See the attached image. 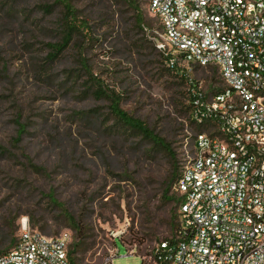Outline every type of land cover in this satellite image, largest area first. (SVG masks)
I'll list each match as a JSON object with an SVG mask.
<instances>
[{
    "label": "rangeland",
    "instance_id": "374dc122",
    "mask_svg": "<svg viewBox=\"0 0 264 264\" xmlns=\"http://www.w3.org/2000/svg\"><path fill=\"white\" fill-rule=\"evenodd\" d=\"M137 1L144 33L128 0H69L87 29L48 61L47 44L63 35L62 4L0 0V253L22 218L48 237L70 232L72 242L67 211L89 228L91 248L80 264H105L115 239L113 264H141L140 255L178 226V201L164 199L166 189L179 197L173 160L140 135L123 134L110 100L83 94L98 83L119 94L120 107L184 159L186 139L198 131L188 88L164 70L159 51L134 44L154 39L159 27L149 0ZM211 74L195 77L206 87Z\"/></svg>",
    "mask_w": 264,
    "mask_h": 264
},
{
    "label": "built area",
    "instance_id": "2783aa9c",
    "mask_svg": "<svg viewBox=\"0 0 264 264\" xmlns=\"http://www.w3.org/2000/svg\"><path fill=\"white\" fill-rule=\"evenodd\" d=\"M148 9L157 51L186 79L200 130L179 161L175 234L141 264H264V0H149ZM203 69L217 72L211 89L195 77ZM70 242V232L48 237L22 218L0 264H73ZM117 252L115 243L105 264Z\"/></svg>",
    "mask_w": 264,
    "mask_h": 264
},
{
    "label": "trees",
    "instance_id": "16d2710c",
    "mask_svg": "<svg viewBox=\"0 0 264 264\" xmlns=\"http://www.w3.org/2000/svg\"><path fill=\"white\" fill-rule=\"evenodd\" d=\"M62 4V7L64 9L63 13V18H62V38L61 41L58 43H49L47 46L50 48L49 56H48V61H53L55 58H57L65 49L67 46L70 45L72 42L74 36L77 33H82V30L87 29V23L85 21H81L78 19L77 15V10L73 7L71 2L69 0H58ZM130 5L133 8V11L135 13V28H138L140 32H145L146 28V21L145 18L143 17L142 11L140 10V5L137 0H128ZM150 25V24H148ZM144 38V39H143ZM139 38L138 41H135V45L139 48L143 47V44H150L151 48L154 51H157L156 45H155V40L154 39H149L147 37ZM160 54V53H159ZM161 56V54H160ZM163 58V57H162ZM164 60V59H163ZM164 70L168 73H172L174 77L177 76V78L180 79V82L182 85L188 86V83L186 79L183 76H179L176 73H173L169 68L164 67ZM211 80H210V89L211 85L218 83V75L216 70L211 69ZM96 82V81H95ZM101 83L94 84L89 86L87 91H84L83 94H87L89 92H92L98 99L106 98L110 100V109L111 113L115 116L118 122V126L120 131L123 134L129 133L132 136H137L140 135L144 140L152 144L154 147L158 148L159 150H164L170 158L173 160V165H174V180L172 181V184L176 182L178 178V174L180 171V164L177 161V154L172 148L171 144L168 143L164 138H162L159 134H157L150 126H148L145 122L140 120L139 118H135L131 115H129L125 110H123L120 107V101L121 97L119 94L115 93L114 91H111V93H107V91L100 86ZM217 90L213 89V93H215ZM82 94V93H81ZM188 95V92H187ZM191 98L188 95V107L187 111H191ZM95 110H91L90 112H94ZM197 130H200L197 128ZM165 200H176L178 201V204H180V197H173V195H169V189L165 190ZM66 216V222L69 221L72 223L71 229L74 231L73 235V241L69 244V256L71 259V262L73 264H80L83 260L84 254L91 248V245L87 242L88 235L87 232L89 231V228L87 225L84 223L83 219L80 217L74 216L71 213H68L67 211L65 212ZM31 222H33V225L35 224L34 221V216L31 218ZM177 227L173 230L172 234H175ZM43 230V228H42ZM15 230H12L6 237L10 239V244L6 252L12 249L10 247L13 243L15 244L16 242V237H14ZM167 239V238H165ZM161 239V240H165ZM160 240V241H161ZM158 241V242H160ZM116 242L114 241V244Z\"/></svg>",
    "mask_w": 264,
    "mask_h": 264
}]
</instances>
